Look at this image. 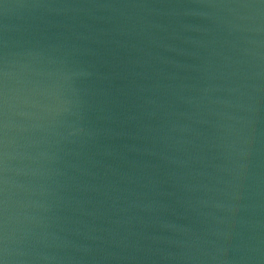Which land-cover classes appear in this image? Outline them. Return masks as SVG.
<instances>
[{"label": "water", "instance_id": "water-1", "mask_svg": "<svg viewBox=\"0 0 264 264\" xmlns=\"http://www.w3.org/2000/svg\"><path fill=\"white\" fill-rule=\"evenodd\" d=\"M4 264H264V0H0Z\"/></svg>", "mask_w": 264, "mask_h": 264}, {"label": "snow or ice", "instance_id": "snow-or-ice-1", "mask_svg": "<svg viewBox=\"0 0 264 264\" xmlns=\"http://www.w3.org/2000/svg\"><path fill=\"white\" fill-rule=\"evenodd\" d=\"M0 264H4V261L3 260H0Z\"/></svg>", "mask_w": 264, "mask_h": 264}]
</instances>
